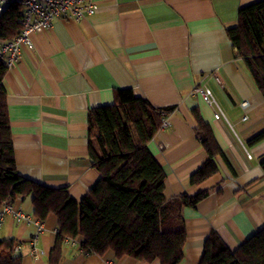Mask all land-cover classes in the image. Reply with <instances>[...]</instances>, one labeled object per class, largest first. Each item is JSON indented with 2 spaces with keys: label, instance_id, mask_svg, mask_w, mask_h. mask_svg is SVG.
<instances>
[{
  "label": "crops",
  "instance_id": "0c3cea01",
  "mask_svg": "<svg viewBox=\"0 0 264 264\" xmlns=\"http://www.w3.org/2000/svg\"><path fill=\"white\" fill-rule=\"evenodd\" d=\"M96 13L80 20L57 18L51 28L33 32L32 45L4 77L18 173L54 188H66L80 201L99 178L88 152V113L110 104L118 89L131 88L156 107L174 106L149 148L166 173L168 201L183 194H208L185 206L187 238L179 264H199L212 230L236 249L264 228V140H248L264 129V96L238 57L226 29L238 10L257 0H93ZM218 75L222 84L215 79ZM212 89L226 118L195 91ZM248 100L243 108L240 103ZM211 126L223 155L219 171L200 184L190 176L208 158L196 134L193 109ZM247 114L248 118L243 120ZM252 153L248 157L245 147ZM16 210L34 216L31 196H17ZM3 205L0 206V213ZM58 217L50 213L37 233L34 223L7 212L0 238L21 242L22 264H49ZM38 235L39 253L31 240ZM82 237L65 241L58 264H161L85 253Z\"/></svg>",
  "mask_w": 264,
  "mask_h": 264
},
{
  "label": "trees",
  "instance_id": "16d2710c",
  "mask_svg": "<svg viewBox=\"0 0 264 264\" xmlns=\"http://www.w3.org/2000/svg\"><path fill=\"white\" fill-rule=\"evenodd\" d=\"M23 5L13 2L0 18V37L11 39L21 29ZM227 35L248 69L254 84L264 96V0L238 10L237 24ZM8 67L0 62V206L17 196H31L34 216L44 220L50 213L58 217L57 236L49 264H58L68 238L82 237L85 253L104 254L112 250L117 257L130 255L138 260L179 264L184 258L187 231L182 209L195 207L208 194H183L168 201L166 173L149 148L174 106L156 107L131 88L118 89L110 104L93 107L88 113V152L99 178L77 201L66 188H54L24 178L17 171L8 112L4 77ZM196 134L208 158L190 176L200 184L219 171L216 161L223 149L211 126L198 109H193ZM264 140V129L248 140ZM264 170V157L260 161ZM15 238H0V264H22ZM199 264H264V228L231 249L212 230Z\"/></svg>",
  "mask_w": 264,
  "mask_h": 264
},
{
  "label": "built area",
  "instance_id": "2783aa9c",
  "mask_svg": "<svg viewBox=\"0 0 264 264\" xmlns=\"http://www.w3.org/2000/svg\"><path fill=\"white\" fill-rule=\"evenodd\" d=\"M13 2H20L23 5V11L20 17L21 29L19 33L11 39H3L0 37V62L8 68L16 64L21 58L24 46L32 45L31 34L33 32H40L51 28L54 20L57 18L80 20L87 15L96 13L98 9L97 3L93 0H0V18ZM215 79L218 83L222 84V80L218 75H215ZM195 91L201 95L204 101L214 108L215 118H226L211 88L198 85ZM240 105L246 108L249 105V101L243 100ZM247 118L248 115L245 114L243 120ZM167 123L168 120L165 118L161 128L166 126ZM245 150L248 157H252V153L247 147H245ZM7 212H12L18 220L34 223L37 228V233L42 232L44 228L43 220L21 210L14 209L11 202L3 204V210L0 213V223L3 220L4 214ZM67 240H74V238H68ZM37 243L38 235L31 240V251L34 254L41 251L37 247ZM22 245L21 242L16 244V252L22 249ZM81 250L83 251V249ZM108 264L116 263L109 261Z\"/></svg>",
  "mask_w": 264,
  "mask_h": 264
}]
</instances>
